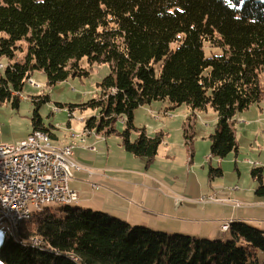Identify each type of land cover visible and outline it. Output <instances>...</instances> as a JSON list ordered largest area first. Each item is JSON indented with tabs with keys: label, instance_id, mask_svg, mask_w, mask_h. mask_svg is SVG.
Instances as JSON below:
<instances>
[{
	"label": "trees",
	"instance_id": "obj_1",
	"mask_svg": "<svg viewBox=\"0 0 264 264\" xmlns=\"http://www.w3.org/2000/svg\"><path fill=\"white\" fill-rule=\"evenodd\" d=\"M206 43L222 54L207 56ZM85 58L110 66L99 96L82 106L100 108L99 117L85 120L86 131L116 133L127 152L151 161L165 134L150 136L136 127L138 107L186 103L196 114L211 106L218 116L211 156L223 159L238 152L236 114L264 101V0H0L1 102L20 103L24 84L37 69L49 85L88 74L81 65ZM32 120L33 131L55 137L37 109ZM263 173L262 166L251 169L260 197ZM209 174L223 170L210 166ZM229 231L227 239L197 237L72 204L45 206L5 237L0 262L264 264L263 229L242 219L231 222Z\"/></svg>",
	"mask_w": 264,
	"mask_h": 264
},
{
	"label": "rangeland",
	"instance_id": "obj_2",
	"mask_svg": "<svg viewBox=\"0 0 264 264\" xmlns=\"http://www.w3.org/2000/svg\"><path fill=\"white\" fill-rule=\"evenodd\" d=\"M22 44L25 47L24 41ZM222 51L221 48L205 44L207 56L220 55ZM21 55L23 53L19 52L18 56ZM81 65L88 70V74L72 75L55 85L47 83V76L43 70H34L21 91L20 103L14 106L12 102L0 101V145H12L26 140L33 131L32 118L37 109L42 122L55 134V137L51 138V143L55 147L76 142L78 145L90 148L97 145L94 138L99 137L103 144H109L111 151L119 156L121 164L131 165L135 169L141 166L143 169L141 173L158 179V182L163 181L165 186L159 187L162 193L168 195L187 193L191 199L198 196L199 201L203 195H211L226 202L224 204L230 208H234L232 205L236 201L248 204L247 200L242 199V194L254 193L252 186H257V182L251 176V169L253 166L264 168V101L260 105L253 104L236 114L234 128L238 152L232 151L223 159L211 156L210 135L215 131L214 127L218 119L217 113L211 106L192 114L186 103L175 108H169L170 104L167 101H153L141 105L135 110V117H133L135 126L144 128L150 136L163 131L164 141L161 142L157 155L151 161L134 156L123 157L124 153H129L121 145L122 139L118 134L104 136L96 133L94 129L93 134L90 135V131L85 129V120L91 116L99 117L100 108L82 106L99 96V84L110 73V66L106 62H94L91 65L86 58L82 60ZM43 96H46L44 100ZM41 99L43 101L39 102ZM116 127L120 132L124 130L123 119L120 118L117 121ZM136 136L137 132L133 131L132 139ZM92 137L93 139H90ZM117 151H121L122 154L119 155ZM75 152H78L77 148ZM210 166L221 167L223 174L210 176ZM227 192L231 198L229 203L228 196L225 195ZM72 205L84 209L104 211L107 209L97 204L81 203L80 199ZM47 206L57 208L60 205L53 202ZM163 210L170 211L166 208L161 211ZM236 210H242V206L236 207ZM252 213L264 215L263 212L253 211ZM166 221L167 219L163 220L161 217L152 218L146 226L151 223L154 226L149 227L156 230L208 237L194 234L193 226L195 225L191 223H183L182 229H178L171 228L174 226H166ZM253 223L258 226L264 225L259 220L251 221V224L255 225ZM13 232L9 222L0 224V245L5 237ZM228 232L231 236V232L229 230Z\"/></svg>",
	"mask_w": 264,
	"mask_h": 264
},
{
	"label": "crops",
	"instance_id": "obj_3",
	"mask_svg": "<svg viewBox=\"0 0 264 264\" xmlns=\"http://www.w3.org/2000/svg\"><path fill=\"white\" fill-rule=\"evenodd\" d=\"M92 134L91 131L90 135ZM94 139L97 143L94 150L91 149L92 147L77 145L78 152H74V159L91 171L90 173L88 170H78L70 180V186L78 191L81 203L97 204V206L107 208L105 212L131 224L147 225L149 220L157 217L167 219L165 224L174 226L171 228L182 229L183 223H191L195 225L193 226L194 234L214 239L231 237L228 230L222 229L223 224L227 222L231 224L235 220L243 219L249 224L253 220L264 223V215L252 213L253 211L264 213V197L256 195L255 192L242 194V199L247 200L248 204L242 202L240 206H234V202L232 205L234 208H230L224 204L226 202L211 195H203L200 201L198 196L191 199L187 193L183 195L171 193L173 195L171 196V194L162 193L159 189L165 186L163 181L158 182V179L141 173L143 170L141 166L135 169L131 165L121 164L119 162L121 159L119 160V156L111 151L109 144H103L99 137ZM117 152L119 155L122 154L121 151ZM131 156L134 155L131 153L123 155V157ZM255 189L256 186H252V190ZM225 195L228 196L229 201L227 202L229 203L231 199L229 193ZM177 198L182 200L177 201ZM241 206L242 210H236V207ZM163 208L170 209V211H161ZM253 224L264 230V225ZM148 226L154 225L150 223Z\"/></svg>",
	"mask_w": 264,
	"mask_h": 264
},
{
	"label": "built area",
	"instance_id": "obj_4",
	"mask_svg": "<svg viewBox=\"0 0 264 264\" xmlns=\"http://www.w3.org/2000/svg\"><path fill=\"white\" fill-rule=\"evenodd\" d=\"M77 145L71 142L55 147L42 130H34L15 144L0 145V224L9 222L16 231L34 211L53 202L65 205L79 199L70 180L78 170L91 171L74 159ZM240 205L236 201L234 206ZM222 229L230 230V222Z\"/></svg>",
	"mask_w": 264,
	"mask_h": 264
}]
</instances>
